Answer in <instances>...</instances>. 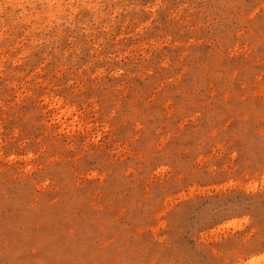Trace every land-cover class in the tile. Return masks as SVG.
Returning a JSON list of instances; mask_svg holds the SVG:
<instances>
[{
  "label": "rangeland",
  "instance_id": "374dc122",
  "mask_svg": "<svg viewBox=\"0 0 264 264\" xmlns=\"http://www.w3.org/2000/svg\"><path fill=\"white\" fill-rule=\"evenodd\" d=\"M0 264H264V0H0Z\"/></svg>",
  "mask_w": 264,
  "mask_h": 264
}]
</instances>
